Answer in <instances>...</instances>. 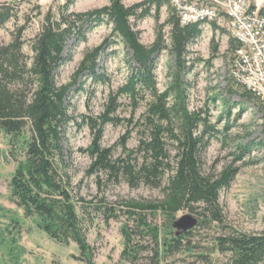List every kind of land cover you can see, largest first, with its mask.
Here are the masks:
<instances>
[{"label":"trees","instance_id":"1","mask_svg":"<svg viewBox=\"0 0 264 264\" xmlns=\"http://www.w3.org/2000/svg\"><path fill=\"white\" fill-rule=\"evenodd\" d=\"M62 1L43 15L39 32L29 41V52L24 49L25 26L13 33L10 43H0V133L10 137L8 156L16 164L9 185L11 201L23 210L25 217L34 218L39 229L54 241L75 243L80 252L78 260L95 264L94 249L88 242V230L94 221L91 211L98 215L112 210L104 201L93 203L82 194L83 179L75 180L72 170L75 152L66 146L71 125L79 129L87 126L92 134L91 144L78 152L90 158L85 176L95 178L98 190L122 183L131 188L144 185L161 189L165 193L163 200L129 202L128 206L140 213L161 211L170 218L189 209L205 219L202 223H222L220 192L231 186L241 168L232 165L218 175L203 170L202 156L211 141L223 133L224 145L227 144L231 129L227 124L221 130L212 121L209 104L190 107L193 86L187 77L194 65L204 60L191 59L188 46L202 36L205 24L183 25L168 0H143L131 6L125 0H109L103 7L84 12L72 9L77 0ZM166 5L169 17L162 24L161 9ZM17 10L16 0L0 3V29L17 17ZM153 11L158 25L156 39L151 45H144L134 21L152 16ZM103 24L112 25L110 35L100 45L87 49L70 81L60 84L57 75L72 61L73 50ZM210 24L219 28L216 22ZM166 26L170 27V43ZM119 42L131 51L127 61L131 72L123 84L110 90L99 115H83L79 122L70 113L69 95L73 90L83 91L89 80L93 85L111 86V78L99 59ZM230 44L233 52L239 45L233 39ZM166 50L172 53L175 64L170 71L171 84L160 91L156 69ZM218 53L219 45L214 44L208 65L213 64ZM228 85L231 95L239 94L258 105L264 132V102L232 77ZM122 99L130 108L128 117L119 113L124 106ZM107 125L125 127L110 147L102 144ZM134 133L138 143L130 148L128 143ZM238 148L237 157L243 159L252 145ZM154 229V243L158 246L155 256L182 249L184 234L159 247L158 230ZM123 234V256L135 258L132 236L126 227ZM219 248L230 254L229 264H264V232L230 230L219 238Z\"/></svg>","mask_w":264,"mask_h":264},{"label":"rangeland","instance_id":"2","mask_svg":"<svg viewBox=\"0 0 264 264\" xmlns=\"http://www.w3.org/2000/svg\"><path fill=\"white\" fill-rule=\"evenodd\" d=\"M143 0H125L127 6ZM12 0H0V3ZM18 4L17 17L0 29V43L8 44L13 33L21 26L27 27L23 37L27 40L25 51L29 52V41L40 29L43 15L50 9H56L62 0H16ZM109 0H77L72 9L79 12L103 7ZM39 12L42 15H39ZM169 17V7L161 9L160 23H165ZM140 31V41L151 45L157 35L155 11L140 21H134ZM219 28L211 24L203 25L202 36L188 46L190 58H201L204 61L194 65L187 79L192 83L190 89V107L198 108L209 104L213 113V122L219 128L229 124V138L224 145V134L213 139L209 148L202 156L203 170L218 175L229 166H239L240 172L231 186L220 192L219 203L222 209L223 222L206 221L189 209H183L174 218L165 213L142 212L128 206L129 202H158L164 199L161 189L147 186L131 188L127 183L109 185L98 190L94 177L85 176L90 165V158L78 152L80 148H88L92 134L87 126L79 129L71 125L67 132L66 146L73 149L75 180L83 179V195L93 203L107 204L112 212L94 214L93 224L88 230V242L94 249L95 264H229L230 254L222 253L219 248V238L236 230L248 234L264 232V132L262 115L258 105L247 101L239 94H230L231 60L233 51L232 39L228 22H216ZM224 30V31H223ZM112 31V25L97 26L88 34V39L73 50V59L64 66L57 75V81L67 83L83 58L87 49L100 45ZM166 38L170 43V27H165ZM214 44L219 45V53L213 64H207L212 55ZM131 51L124 43L119 42L104 53L100 66L104 67L111 78V86L104 84L93 85L87 81L81 92L73 90L68 98L71 103L70 113L80 122L83 115H99L107 102L110 90H116L123 84L131 72L127 62ZM175 64L169 50L163 51L158 59L156 75L160 91L171 84L170 71ZM124 106L120 108L121 116L128 117L130 108L122 99ZM229 110L231 111L229 115ZM229 115V116H228ZM125 127L107 125L102 139L103 146L114 145L124 133ZM138 137L133 134L129 141L130 148L136 147ZM251 144L252 150L239 159V146ZM10 137L0 133V264H86L77 259L80 255L78 246L70 242L60 244L51 239L39 229L34 218H27L23 210L11 201L10 181L16 164L8 156ZM121 152L120 149L117 150ZM113 214V215H112ZM185 214H191L199 219L191 234H184L182 249L178 252H162L154 255L158 246L154 243V228L158 230L159 247L167 240L176 238L172 224ZM126 227L132 236L131 247L134 248L135 258L123 256L125 249L123 228ZM155 230V229H154ZM132 250V249H131ZM129 250V251H131Z\"/></svg>","mask_w":264,"mask_h":264},{"label":"built area","instance_id":"3","mask_svg":"<svg viewBox=\"0 0 264 264\" xmlns=\"http://www.w3.org/2000/svg\"><path fill=\"white\" fill-rule=\"evenodd\" d=\"M183 25L228 22L239 43L231 60V77L264 102V0H168Z\"/></svg>","mask_w":264,"mask_h":264},{"label":"water","instance_id":"4","mask_svg":"<svg viewBox=\"0 0 264 264\" xmlns=\"http://www.w3.org/2000/svg\"><path fill=\"white\" fill-rule=\"evenodd\" d=\"M199 219L191 214H185L175 220L172 228L175 230V235L180 236L192 230L197 226Z\"/></svg>","mask_w":264,"mask_h":264}]
</instances>
